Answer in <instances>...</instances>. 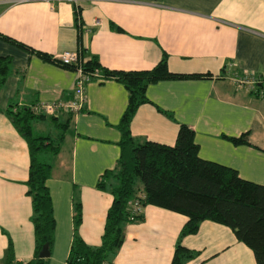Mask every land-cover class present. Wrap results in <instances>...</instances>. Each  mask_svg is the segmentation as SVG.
Segmentation results:
<instances>
[{
  "label": "crops",
  "instance_id": "crops-1",
  "mask_svg": "<svg viewBox=\"0 0 264 264\" xmlns=\"http://www.w3.org/2000/svg\"><path fill=\"white\" fill-rule=\"evenodd\" d=\"M77 6L86 28L81 32L85 58L95 55L108 69L145 70L166 53L172 72L210 73L149 84L151 103L140 105L130 123L134 137L172 145L185 123L194 129L202 158L264 185V96L256 86L235 82L239 75L264 80V0H80ZM74 18V5L67 1L0 0V34L47 55L78 48ZM0 55L12 58L0 89V264H26L34 256L25 184L29 153L6 111L71 99L77 72L2 38ZM126 104V89L108 78L86 85L80 111L38 120L58 128L70 116L46 181L55 218L46 264H66L78 202V234L90 245L100 243L112 196L97 182L119 157L117 124ZM244 133L247 144L227 138ZM141 214L125 224L112 264H170L178 241L197 251L185 264H256L251 248L226 225L203 220L195 233L179 238L185 215L151 204ZM10 243L12 258L6 257Z\"/></svg>",
  "mask_w": 264,
  "mask_h": 264
},
{
  "label": "trees",
  "instance_id": "trees-1",
  "mask_svg": "<svg viewBox=\"0 0 264 264\" xmlns=\"http://www.w3.org/2000/svg\"><path fill=\"white\" fill-rule=\"evenodd\" d=\"M74 19L78 30L77 42L81 50V67L84 73L98 70L103 80L112 78L127 91V104L117 128L120 131L118 145L120 154L113 168L105 170L99 177L97 187L108 191L112 202L107 208L103 232L98 245L86 243L78 234L82 219V208L74 206V234L66 264H112V259L124 241L126 223L142 218L132 212V203L143 206L151 204L171 210L187 217L179 238L195 233L203 220L228 226L236 238L253 251L256 264H264V185L243 179L229 166L207 160L199 155V146L194 139V129L180 123L175 143L172 145L151 140H139L131 134L130 123L137 108L151 103L146 89L151 83L166 79H193L209 76L210 73H178L167 67V55L151 68L145 70H113L104 67L95 55L86 57L82 43V20L80 7L74 5ZM0 38L11 44L35 53L44 60L75 70L76 65L61 64L52 55L33 49L25 43L7 35ZM12 68V58L0 55V89ZM250 76V75H247ZM252 76V75H251ZM254 77L257 81L260 79ZM257 94L264 96L263 82H256ZM12 107V106H11ZM9 108L6 113L14 127L28 146L29 166L25 181L27 195L31 198V222L34 228V256L26 264H46L39 256L44 246L50 255L55 229V218L49 188L46 184L55 157L64 137L67 121L58 123L61 130L56 140L50 136H33L32 122L52 114L35 113L31 106ZM158 110L161 111L160 108ZM54 119V116H53ZM226 137V136H225ZM235 144H247L244 133L227 137ZM40 156H43L42 158ZM12 244L7 247V256L12 258ZM197 251L176 243L170 264H185L193 259ZM10 259L7 260V263Z\"/></svg>",
  "mask_w": 264,
  "mask_h": 264
},
{
  "label": "built area",
  "instance_id": "built-area-1",
  "mask_svg": "<svg viewBox=\"0 0 264 264\" xmlns=\"http://www.w3.org/2000/svg\"><path fill=\"white\" fill-rule=\"evenodd\" d=\"M49 2H53L56 0H45ZM58 1H67L72 3L73 5H77L80 0H58ZM86 30L84 26H82ZM56 58L61 64L70 65L75 64L77 72V78L75 81L72 98L66 101H55V102H41L36 105H32V110L35 113H46V114H54L58 111H68L72 113H76L83 108V104L85 102V87L88 83L93 81H102L103 77L99 73L98 70L93 73H84L81 67V59L82 53L79 48L75 50H65L59 53ZM235 82L237 84L246 85L249 89H254L256 86L257 80L252 76L247 75H239L235 77ZM264 85V80L262 81ZM141 205L138 201H134L132 203V212L140 213ZM107 264V263H104Z\"/></svg>",
  "mask_w": 264,
  "mask_h": 264
},
{
  "label": "rangeland",
  "instance_id": "rangeland-1",
  "mask_svg": "<svg viewBox=\"0 0 264 264\" xmlns=\"http://www.w3.org/2000/svg\"><path fill=\"white\" fill-rule=\"evenodd\" d=\"M49 122L44 121H34L32 122V135L33 136H50L54 140L58 138L61 133V130L57 127H52V125L48 124ZM41 158L43 156H40ZM44 158V157H43ZM52 155H47L46 160H53Z\"/></svg>",
  "mask_w": 264,
  "mask_h": 264
},
{
  "label": "water",
  "instance_id": "water-1",
  "mask_svg": "<svg viewBox=\"0 0 264 264\" xmlns=\"http://www.w3.org/2000/svg\"><path fill=\"white\" fill-rule=\"evenodd\" d=\"M39 256H40L41 258H45V257H48V256H49V251H48V249H47L46 246H44V247L42 248V250H41L40 253H39Z\"/></svg>",
  "mask_w": 264,
  "mask_h": 264
}]
</instances>
